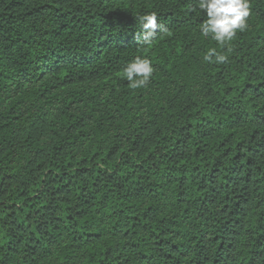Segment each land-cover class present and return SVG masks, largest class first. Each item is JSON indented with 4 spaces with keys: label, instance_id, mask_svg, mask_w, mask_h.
Returning <instances> with one entry per match:
<instances>
[{
    "label": "trees",
    "instance_id": "trees-1",
    "mask_svg": "<svg viewBox=\"0 0 264 264\" xmlns=\"http://www.w3.org/2000/svg\"><path fill=\"white\" fill-rule=\"evenodd\" d=\"M249 3L221 47L196 0H0V264H264V0ZM152 12L164 30L145 45ZM138 56L154 72L131 89Z\"/></svg>",
    "mask_w": 264,
    "mask_h": 264
},
{
    "label": "clouds",
    "instance_id": "clouds-1",
    "mask_svg": "<svg viewBox=\"0 0 264 264\" xmlns=\"http://www.w3.org/2000/svg\"><path fill=\"white\" fill-rule=\"evenodd\" d=\"M197 8L206 16L199 26L200 34L211 37L221 47L227 46L238 32L248 27L249 0H196V7L192 10ZM137 20L141 29L140 42L145 45H151L158 31L164 30L155 12L139 16ZM228 59L226 54L218 52L216 48H210L203 57L204 61L216 64H225ZM153 72L151 61L138 56L126 64L122 75L131 89H141L149 84Z\"/></svg>",
    "mask_w": 264,
    "mask_h": 264
}]
</instances>
